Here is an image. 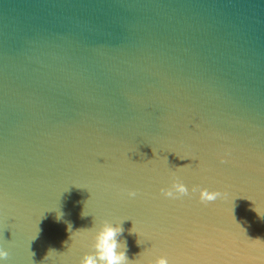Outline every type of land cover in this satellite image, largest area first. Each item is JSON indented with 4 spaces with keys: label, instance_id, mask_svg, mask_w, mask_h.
<instances>
[{
    "label": "water",
    "instance_id": "1",
    "mask_svg": "<svg viewBox=\"0 0 264 264\" xmlns=\"http://www.w3.org/2000/svg\"><path fill=\"white\" fill-rule=\"evenodd\" d=\"M173 176L187 194H164ZM252 202L264 0H0L4 264H78L86 229L125 218L129 264H264Z\"/></svg>",
    "mask_w": 264,
    "mask_h": 264
},
{
    "label": "clouds",
    "instance_id": "2",
    "mask_svg": "<svg viewBox=\"0 0 264 264\" xmlns=\"http://www.w3.org/2000/svg\"><path fill=\"white\" fill-rule=\"evenodd\" d=\"M164 159L167 162L166 157ZM198 187L199 186L197 185H193L191 190L197 191ZM187 192H188L187 186L184 185V183L180 181L178 178L173 176L172 181H171V187L168 190H166L164 194L169 197H175L178 195H185L187 194ZM136 195H137L136 191L131 190V189L127 190L126 192V196L130 199L135 198ZM199 196L202 201H212L216 199L217 197H219V192L209 191L207 189L199 188ZM52 209H55V212H56L55 219L60 220L63 216V213L59 210L58 207H55ZM253 210L255 211L258 217H264V213L256 212L254 204H253ZM80 215L85 216V215H88V213L85 212V210H83L81 211ZM126 219H129V218L121 219L115 222L109 221V220H103L99 222L98 226H96V221H95L92 228L86 229V230H92L94 228V232L91 236V242L88 245L89 251H86L82 255L78 264H129V262L127 261V257L125 255V252L127 249V242L123 238L118 239V237H120V234L123 232V228L121 227V222ZM67 230L70 231L71 233L70 238L72 240L73 232L71 231L70 223L68 224ZM37 232H38V229L36 231V234ZM129 232L130 233L135 232L138 234L139 238L136 241L137 244H140L143 242L141 239L140 233L134 230V226L131 229H129ZM35 236L32 239H34ZM53 251L55 252L54 249L49 248L44 258L42 259V261H44L48 257L49 253ZM30 253L32 257L34 253L33 252H30ZM141 253L139 254V256L141 255ZM6 255L7 253L3 250V248H0V264H4L3 258ZM31 264H33L32 260H31ZM132 264H140V261L136 259L134 262H132ZM143 264H168V260L166 257L160 256V257H156L154 261L145 260Z\"/></svg>",
    "mask_w": 264,
    "mask_h": 264
}]
</instances>
